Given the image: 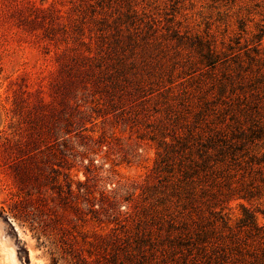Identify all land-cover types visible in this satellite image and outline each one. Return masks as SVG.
<instances>
[{
  "label": "rangeland",
  "instance_id": "obj_1",
  "mask_svg": "<svg viewBox=\"0 0 264 264\" xmlns=\"http://www.w3.org/2000/svg\"><path fill=\"white\" fill-rule=\"evenodd\" d=\"M263 32L264 0H0V264H203L201 227L264 199L185 173L223 69L199 48Z\"/></svg>",
  "mask_w": 264,
  "mask_h": 264
},
{
  "label": "trees",
  "instance_id": "obj_2",
  "mask_svg": "<svg viewBox=\"0 0 264 264\" xmlns=\"http://www.w3.org/2000/svg\"><path fill=\"white\" fill-rule=\"evenodd\" d=\"M263 35L256 36L253 53L245 44L221 59L215 45L208 44L205 51L199 48L200 60L212 72L219 64L223 69L207 86L205 97L215 100L214 114L202 118L207 134L199 136L205 141L199 143L197 158H190L185 173L190 178L194 174L203 178L202 193L210 194L215 201L224 196L248 203L264 199ZM207 200L203 204L213 213ZM241 207L244 216L236 228L225 220L209 221L201 227L197 249L203 264H264V222L259 224L256 212L264 217V210L244 204Z\"/></svg>",
  "mask_w": 264,
  "mask_h": 264
}]
</instances>
